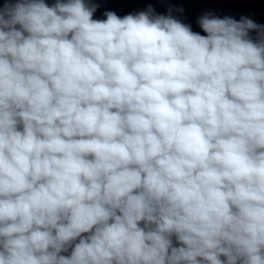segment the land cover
<instances>
[{
  "label": "clouds",
  "instance_id": "9594fccd",
  "mask_svg": "<svg viewBox=\"0 0 264 264\" xmlns=\"http://www.w3.org/2000/svg\"><path fill=\"white\" fill-rule=\"evenodd\" d=\"M94 11L0 9V264H264V25Z\"/></svg>",
  "mask_w": 264,
  "mask_h": 264
}]
</instances>
